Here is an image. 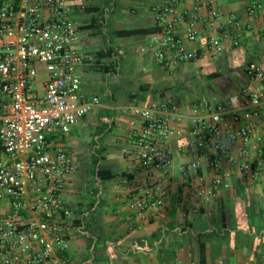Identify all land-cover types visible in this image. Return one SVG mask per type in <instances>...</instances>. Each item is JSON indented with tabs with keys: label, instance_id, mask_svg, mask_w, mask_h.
<instances>
[{
	"label": "built area",
	"instance_id": "2783aa9c",
	"mask_svg": "<svg viewBox=\"0 0 264 264\" xmlns=\"http://www.w3.org/2000/svg\"><path fill=\"white\" fill-rule=\"evenodd\" d=\"M86 7V0H0V264H60L75 228L63 192L77 165L58 140L99 103L82 92V68L105 64L78 45ZM205 7L209 19L199 31ZM262 7L254 0L245 13L253 17ZM151 10L158 30L139 52L168 69L239 43L236 16L223 17L213 5L161 0ZM260 29L264 34V20ZM263 106L264 65L249 62L241 87L225 98L203 93L183 105L170 94L125 107L127 172L149 173L132 180L137 194L129 209L145 219L174 194L180 206L198 211L230 187L224 161L254 179L264 171Z\"/></svg>",
	"mask_w": 264,
	"mask_h": 264
},
{
	"label": "crops",
	"instance_id": "0c3cea01",
	"mask_svg": "<svg viewBox=\"0 0 264 264\" xmlns=\"http://www.w3.org/2000/svg\"><path fill=\"white\" fill-rule=\"evenodd\" d=\"M198 1L215 6L223 17L236 16L240 23L239 43L215 57L202 52L197 60L175 71L158 65L150 54L139 52L158 30L151 7L161 0H86L87 7L79 13L80 31L86 33L79 34L80 44H97L99 48L94 52L105 64L117 66L112 72L94 65L82 68V92L86 98L97 96L99 103L58 140L77 165L63 192L74 206L75 228L69 234L60 264H190L196 262L199 242L204 244L207 264H264V171L247 179L236 165L224 161V169L231 172L230 187L198 211H192L187 203L180 206L174 194L162 211H154L145 219L128 207L137 194L132 180H148L149 173L136 168L132 169L135 176L127 172L130 160L121 153L123 147H130L125 140L128 117L123 109L170 95L168 82L172 79L167 74H175L174 84L182 83V87L184 79L218 80L215 87L208 86L207 93L216 95L229 86L238 91L245 64L264 65V34L260 29L264 0L262 9L253 17L247 16L245 7L254 0ZM206 8L196 26L199 31L205 29L209 19ZM110 76H115L114 89L107 84L100 89L99 82ZM119 84L125 88L118 89ZM195 97L184 96L179 103L189 104ZM5 100L0 92V125ZM258 126L264 131V106ZM83 131H87L86 139ZM234 155L238 163L239 156L236 152ZM205 165L202 161L203 168ZM94 170L114 176L98 178ZM86 172L89 199L71 201Z\"/></svg>",
	"mask_w": 264,
	"mask_h": 264
},
{
	"label": "rangeland",
	"instance_id": "374dc122",
	"mask_svg": "<svg viewBox=\"0 0 264 264\" xmlns=\"http://www.w3.org/2000/svg\"><path fill=\"white\" fill-rule=\"evenodd\" d=\"M80 33L84 36L86 35L85 32L80 31ZM99 35L102 36V34L99 33ZM96 36V35H95ZM104 40H107V37H104L103 38ZM78 45L81 47V48H84V49H87L91 52H94L96 51L97 48H99L98 46H96L97 44L95 45H89V46H86L88 44L84 43L83 45L80 44V42L78 43ZM101 69V68H99ZM171 71H175V68H171L170 69ZM174 73V72H172ZM169 76V79H172L171 80V83L168 82V87H169V90L171 92V95L177 99L178 102L182 103V101L184 100V96H188L191 98V96H200L201 94H207L208 92H210V88L208 86H213L215 87L217 85V81L218 80H215V79H199V80H189L187 81V79H184L183 80V84H184V87H182V83H175V80L172 78L173 76L175 77V74L172 76L168 75L167 74V78ZM102 83L99 82V87L100 89L102 88H106V84L109 85L111 88L114 89L113 85H115V76H110V77H105L103 80H101ZM208 83V84H207ZM212 84V85H211ZM120 88H125L124 85H121L119 84V87L118 89ZM231 87H227V90L225 91H218V93L216 94L217 96H220L221 98H225L231 94L234 93V91H232V89H230ZM116 90V89H115ZM227 92V93H226ZM169 95V94H168ZM87 131H83V134L85 135ZM81 133V131H80ZM87 135V134H86ZM86 135L84 136L85 139L87 138ZM89 160V159H88ZM84 167H88V165L84 164ZM81 183V184H80ZM78 187H76V193H77V196H72L70 197L71 198V201H74V200H78L81 198H86L85 200H88L89 199V173L86 172L84 173L83 175H81L80 177V180H79V185H77ZM82 186V187H81ZM84 186H86V188H84ZM73 203V202H72ZM75 205V203H73Z\"/></svg>",
	"mask_w": 264,
	"mask_h": 264
},
{
	"label": "trees",
	"instance_id": "16d2710c",
	"mask_svg": "<svg viewBox=\"0 0 264 264\" xmlns=\"http://www.w3.org/2000/svg\"><path fill=\"white\" fill-rule=\"evenodd\" d=\"M108 53H110V52H108ZM116 66L117 65H115V64H113V66L112 65H108V64H104L103 66H101V69L104 72H110V71L112 72V71L116 70L115 69ZM211 75L212 76H216V73H212ZM96 161L97 160H95V162ZM93 173L96 174L98 178L99 177L100 178H105V177L111 178V177L114 176V174H112V173L104 176V173H106V171H104V170H96V171L94 170ZM88 247H90V246L88 245ZM195 263L196 264H207L206 263V250H205L204 244L202 242H199L197 244V257H196V262Z\"/></svg>",
	"mask_w": 264,
	"mask_h": 264
}]
</instances>
